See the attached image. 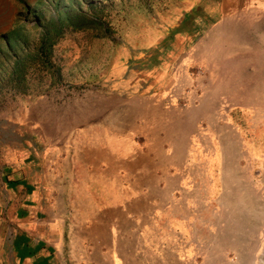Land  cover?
I'll return each mask as SVG.
<instances>
[{"label":"rangeland","instance_id":"obj_1","mask_svg":"<svg viewBox=\"0 0 264 264\" xmlns=\"http://www.w3.org/2000/svg\"><path fill=\"white\" fill-rule=\"evenodd\" d=\"M13 3L11 23L0 13V182L9 167L40 158L76 193L78 151L119 134L134 156L159 154L160 193L149 215L113 223L108 264H264V153L254 154L264 110L207 98L223 94L218 70L240 78L264 55V0ZM169 175L182 184L167 188Z\"/></svg>","mask_w":264,"mask_h":264},{"label":"crops","instance_id":"obj_2","mask_svg":"<svg viewBox=\"0 0 264 264\" xmlns=\"http://www.w3.org/2000/svg\"><path fill=\"white\" fill-rule=\"evenodd\" d=\"M13 5V0H0V13L9 14V23ZM3 16H0V22L5 20ZM211 40L216 42L219 37ZM212 51L207 49L203 55L206 66H213L211 64L217 57ZM258 57L255 68L250 65V69L238 71L240 78H235L237 72L230 68L218 70L216 75L225 79L224 82L219 79L223 83L220 91L223 94L212 91L207 93V98L218 104L222 99L235 108L251 109L259 105L264 110V55L260 53ZM226 59L230 60V55ZM245 62L246 66L248 61ZM249 62L253 64L252 58ZM210 77V87L219 82L214 81L213 74ZM111 99L115 100L117 108L122 97ZM138 111L146 116L150 113L148 108H138ZM208 117L210 121L214 118L213 115ZM151 122L158 124L159 121ZM151 124L145 122L142 133H150ZM263 128L262 124L260 138L256 139L259 149L254 154L259 156L264 153ZM151 130V136L156 137L159 130L153 127ZM104 135L84 144L81 154L78 151L72 171L79 181L76 193H72L74 186L71 183L65 185L54 166L48 165L44 159L23 161L22 165L9 167L3 172L0 182V264H108L106 237L108 233L113 235V223L120 222L122 229L131 215L140 218L150 214L153 199L160 193L155 174L162 166L156 162L159 154L138 151L140 154L134 156L131 139L119 134ZM224 146L222 144L221 151L227 153ZM242 150L237 149L236 156ZM183 154L179 152L181 157ZM132 157L138 158L134 160ZM112 158H115L116 166L112 164ZM235 158L233 163H236ZM61 166L64 173L68 171L67 164ZM172 177L167 176V188L182 184ZM166 193H163L164 199L168 198ZM71 209L74 213L70 217L68 210Z\"/></svg>","mask_w":264,"mask_h":264},{"label":"bare ground","instance_id":"obj_3","mask_svg":"<svg viewBox=\"0 0 264 264\" xmlns=\"http://www.w3.org/2000/svg\"><path fill=\"white\" fill-rule=\"evenodd\" d=\"M233 146H234V149H235V148H236V144H235V142H233V143H232V147H230V151L232 152V156H233V154H234V153H233ZM226 147H227V146H226ZM227 149L229 150V148H227ZM234 151H235V150H234ZM175 158H176V157H175ZM112 159H113L112 161H114L115 158H112ZM118 159H119V158H118ZM110 160H111V159H110ZM174 162H175V161H174ZM176 162H177V161H176ZM184 162H185V161H184ZM112 164L116 166V162H115V161L112 162ZM118 165H119V164H118ZM130 172H131V171H130ZM114 179H115V176H114ZM127 179H128V178H127ZM115 180H116V179H115ZM125 180H126V179H125ZM119 181H120V180H119ZM122 181H123V180H122ZM120 183H121V182H120ZM120 183H119V184H120ZM115 184H116V183H115ZM130 189H131V188H130ZM120 191H121V190H120ZM129 193H130V192H129ZM129 195H130V194H129ZM125 206H126V205H125ZM127 208H128V207H127ZM133 209H134V208H133Z\"/></svg>","mask_w":264,"mask_h":264},{"label":"trees","instance_id":"obj_4","mask_svg":"<svg viewBox=\"0 0 264 264\" xmlns=\"http://www.w3.org/2000/svg\"><path fill=\"white\" fill-rule=\"evenodd\" d=\"M64 16H65V18H68V19H70L71 21H72V19H74V18L76 17V16L73 15L71 12H68V13L65 14ZM59 21H60V19H59Z\"/></svg>","mask_w":264,"mask_h":264}]
</instances>
